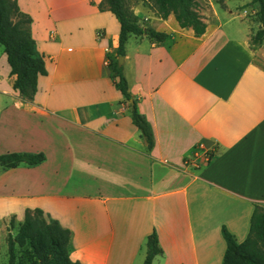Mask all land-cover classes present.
<instances>
[{
    "label": "crops",
    "instance_id": "0c3cea01",
    "mask_svg": "<svg viewBox=\"0 0 264 264\" xmlns=\"http://www.w3.org/2000/svg\"><path fill=\"white\" fill-rule=\"evenodd\" d=\"M208 1L200 35L147 0L135 6L169 36L129 34L127 99L111 72L119 21L107 0H17L47 72L22 98L1 53L0 153L44 158L0 166L6 242L34 207L71 230L69 256L85 264H142L152 231L161 248L152 264H221L222 226L246 237L254 203L264 205V41L251 43L237 5Z\"/></svg>",
    "mask_w": 264,
    "mask_h": 264
},
{
    "label": "trees",
    "instance_id": "16d2710c",
    "mask_svg": "<svg viewBox=\"0 0 264 264\" xmlns=\"http://www.w3.org/2000/svg\"><path fill=\"white\" fill-rule=\"evenodd\" d=\"M110 10L119 21V42L117 57L111 62V72L115 78L116 87L127 99L130 94L127 89V79L123 73V65L118 64V55H124V44L129 34L147 35L155 41H164L168 33L156 30L141 22L139 16L127 5L126 0H107ZM155 8L156 13L166 17L173 12L177 22L182 27H191L195 35L205 31L206 22L199 11L198 0H147ZM256 6V20L260 26L251 34L252 44L264 41V0H250ZM29 14L23 12L17 0H0V44L6 54L9 64V74L13 76L12 87L22 98L32 99L37 90V79L47 72L44 56L35 46L31 34ZM133 122L139 127L149 144L153 133L149 122L143 114L132 105ZM43 152H5L0 153V166H15L19 162L29 165L43 160ZM222 234L226 247L221 264H264V205L255 202L250 217L249 231L242 241H237L234 235L222 226ZM71 230L62 226L55 218L47 217L39 207L26 208L23 220L14 234L7 235L8 260L3 264H85L73 260L69 256V241ZM28 248L25 259L16 256L17 247ZM161 252L158 237L152 231L146 239V255L142 264H152L155 255Z\"/></svg>",
    "mask_w": 264,
    "mask_h": 264
},
{
    "label": "rangeland",
    "instance_id": "374dc122",
    "mask_svg": "<svg viewBox=\"0 0 264 264\" xmlns=\"http://www.w3.org/2000/svg\"><path fill=\"white\" fill-rule=\"evenodd\" d=\"M201 3V6L204 8V10H208L209 1L208 0H199ZM214 3L219 4V2H222V0H212ZM226 3L230 6V8L233 10L234 7L237 5L236 8H240L241 12L244 11L245 16L249 20L250 23L253 24V31L252 33L261 25L259 21L256 20V6L254 7L252 3H250L248 0H225ZM127 5L130 7V9L134 12L136 10L135 6L137 4H141V0H126ZM218 6V5H217ZM135 13V12H134ZM224 13V12H223ZM247 21V20H246ZM248 23V21H247ZM3 52V46L0 44V74H2L3 71V64L4 61L1 59V53ZM114 58L111 60L113 61ZM3 84L4 79L1 81ZM7 242L6 239L1 237L0 235V249L3 250L2 254L0 255L1 261L0 263L6 262L7 259H5V256L7 255L6 252ZM28 255V248L27 246L24 247H17L16 249V256L25 259Z\"/></svg>",
    "mask_w": 264,
    "mask_h": 264
},
{
    "label": "water",
    "instance_id": "95a60500",
    "mask_svg": "<svg viewBox=\"0 0 264 264\" xmlns=\"http://www.w3.org/2000/svg\"><path fill=\"white\" fill-rule=\"evenodd\" d=\"M123 61V55L118 56V64L121 65Z\"/></svg>",
    "mask_w": 264,
    "mask_h": 264
}]
</instances>
